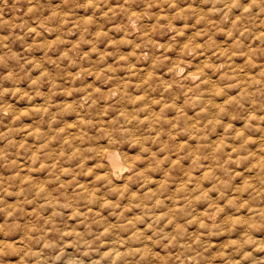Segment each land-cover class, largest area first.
I'll return each instance as SVG.
<instances>
[{
    "label": "clouds",
    "instance_id": "9594fccd",
    "mask_svg": "<svg viewBox=\"0 0 264 264\" xmlns=\"http://www.w3.org/2000/svg\"><path fill=\"white\" fill-rule=\"evenodd\" d=\"M0 264H264V0H0Z\"/></svg>",
    "mask_w": 264,
    "mask_h": 264
},
{
    "label": "rangeland",
    "instance_id": "374dc122",
    "mask_svg": "<svg viewBox=\"0 0 264 264\" xmlns=\"http://www.w3.org/2000/svg\"><path fill=\"white\" fill-rule=\"evenodd\" d=\"M186 43H187V41H186ZM197 62H198V61H197ZM181 63H182V61H181ZM192 63H193V61H189V64H190V65H191ZM181 66H182V64H181ZM141 67H142V66H141ZM198 72H199L198 68H190V69L188 70V75H189L190 77L195 78V77L198 75ZM11 102H12V101L10 100L9 103H11ZM34 107H36V106H34ZM24 110H25L24 107H23V106H20V112L23 113ZM29 123H30V121L26 118V119H25V126H27ZM183 143H184V142L181 141V145H182ZM205 174H206V172H205V173H201V175H205ZM189 175H192V174L190 173ZM147 179H148L149 182H154L155 179H157V178H154V177H148ZM162 182H163V181H162ZM178 187H179V186H178ZM132 195L135 196L136 193L133 192ZM213 243L215 244V241H213Z\"/></svg>",
    "mask_w": 264,
    "mask_h": 264
},
{
    "label": "bare ground",
    "instance_id": "6f19581e",
    "mask_svg": "<svg viewBox=\"0 0 264 264\" xmlns=\"http://www.w3.org/2000/svg\"><path fill=\"white\" fill-rule=\"evenodd\" d=\"M182 64V63H181Z\"/></svg>",
    "mask_w": 264,
    "mask_h": 264
}]
</instances>
